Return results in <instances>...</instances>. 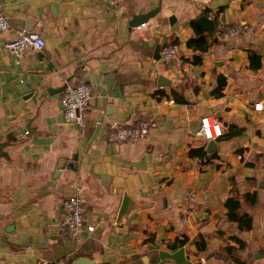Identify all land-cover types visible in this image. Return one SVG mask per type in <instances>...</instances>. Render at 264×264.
<instances>
[{
    "label": "crops",
    "instance_id": "1",
    "mask_svg": "<svg viewBox=\"0 0 264 264\" xmlns=\"http://www.w3.org/2000/svg\"><path fill=\"white\" fill-rule=\"evenodd\" d=\"M0 10V264L66 254L63 264H264V0H0ZM147 12L144 25L128 24ZM201 14L213 36L195 23ZM191 21L204 51L186 44ZM218 22L246 29L222 36ZM19 28L44 46L4 50ZM66 82L90 87L82 126L63 120L55 89ZM201 116L222 135L206 139ZM138 121L144 138L106 140ZM77 186L94 226L81 242L59 228ZM226 201L247 228L228 219Z\"/></svg>",
    "mask_w": 264,
    "mask_h": 264
},
{
    "label": "built area",
    "instance_id": "2",
    "mask_svg": "<svg viewBox=\"0 0 264 264\" xmlns=\"http://www.w3.org/2000/svg\"><path fill=\"white\" fill-rule=\"evenodd\" d=\"M144 25V22L140 23ZM7 18L0 10V32L8 29ZM246 27L243 23L218 22L216 24L217 32L222 36H237L244 33ZM44 46V38L38 31H29L19 28L15 31L12 38L4 39L2 47L15 55L23 54L27 50H39ZM176 45L173 42H167L162 46L161 53L164 60H170L175 54ZM90 87L85 82L65 83L61 97L62 117L67 123H74L82 126L86 119L87 108L90 102ZM261 101L253 104L254 110L262 109ZM199 130L206 139L220 137L223 133L222 126L217 120H209L207 116L200 117ZM148 134V126L144 121H138L132 125L119 126L106 136L107 141H138ZM81 187L77 186L75 192L67 195L61 202L62 211L59 217V228L63 233L72 236L76 242L82 241V231L89 233L93 231L94 226L88 219L85 212L83 200L79 194ZM189 200L193 201L194 196L189 195ZM187 217L184 221L187 222ZM261 255L264 257V245L261 249ZM69 258V254L55 259H41L38 264H63ZM92 264H96L93 262Z\"/></svg>",
    "mask_w": 264,
    "mask_h": 264
},
{
    "label": "water",
    "instance_id": "3",
    "mask_svg": "<svg viewBox=\"0 0 264 264\" xmlns=\"http://www.w3.org/2000/svg\"><path fill=\"white\" fill-rule=\"evenodd\" d=\"M153 14H155V12H147V13H140V14H134L132 15L131 19L129 20L128 24L130 26H134V25H137V24H140L142 23L143 21H145L148 17L152 16ZM169 20L170 22H172V16L169 17ZM195 23L202 27L205 31H207V33L210 35V36H213V33H214V30H215V23L214 21L207 17L206 15L204 14H201L199 16H197L195 18ZM158 50H159V45L157 44L155 46V52H154V56H158ZM166 81L164 80V78L162 76H159L158 79H157V84L158 85H162V84H165ZM65 87V84H63L61 87H59L58 89H55V91L59 92V91H62ZM1 145V144H0ZM206 149L208 151H211L212 149H215V144L213 141H208L207 143V147ZM126 209V205H125V200L123 201V205L121 206V209H120V214H122ZM92 260L91 259H86L84 257H78L77 259L74 260V264H91Z\"/></svg>",
    "mask_w": 264,
    "mask_h": 264
},
{
    "label": "trees",
    "instance_id": "4",
    "mask_svg": "<svg viewBox=\"0 0 264 264\" xmlns=\"http://www.w3.org/2000/svg\"><path fill=\"white\" fill-rule=\"evenodd\" d=\"M191 24L194 27V29L196 30V36L191 38V39H188L186 41V44L188 46L198 47L201 51L206 50L207 46L209 44L207 41L206 35L203 33V31L199 27H197L195 25V23L193 21H191ZM174 98L180 102L185 101L184 98H180V97L179 98L174 97ZM225 203L228 206V213H227L228 219L237 221L239 227H243V225H244L247 228V226L250 225V219L246 218L245 220H243L242 216L235 213V209L237 207L236 201L233 202V204H232L233 206H230V208H229V203H231V201L230 202L226 201Z\"/></svg>",
    "mask_w": 264,
    "mask_h": 264
}]
</instances>
